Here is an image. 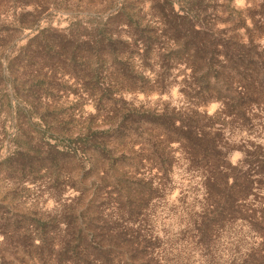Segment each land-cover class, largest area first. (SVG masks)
I'll use <instances>...</instances> for the list:
<instances>
[{"label":"trees","instance_id":"16d2710c","mask_svg":"<svg viewBox=\"0 0 264 264\" xmlns=\"http://www.w3.org/2000/svg\"><path fill=\"white\" fill-rule=\"evenodd\" d=\"M244 1L0 0V264H264V142L234 136L264 131ZM91 2L110 12L40 27ZM174 84L180 109L125 100Z\"/></svg>","mask_w":264,"mask_h":264},{"label":"rangeland","instance_id":"374dc122","mask_svg":"<svg viewBox=\"0 0 264 264\" xmlns=\"http://www.w3.org/2000/svg\"><path fill=\"white\" fill-rule=\"evenodd\" d=\"M85 2H87V1H85ZM87 4H91L93 6V9L98 11V12L107 11V10L103 9L102 5H100L98 2H91V3H87ZM234 4H236V6L239 9H242L244 7L245 1L244 0H234ZM84 6H85V3H81L80 8H78L72 12L67 11V10L55 9L51 13H49L48 16H46L45 20L40 22V27L44 28V27H47L48 25H51L54 28L64 29L69 25L70 20H72L74 18L81 19L84 17V16L78 14V12L82 8H84ZM32 31L33 30L23 33L20 38L25 39L26 35ZM260 44L262 46H264V37L260 41ZM169 89H170L169 93L166 94L165 96H163L162 98H159L153 94L146 96V97H139V98L135 97L134 95L125 94V100L128 103L131 101H134L135 102L134 106L136 108L141 106L140 108L148 109L150 111H157V109H159L161 107H167L170 110L180 109L183 105V100L179 96H177V94H176L177 85L174 84L172 86H169ZM217 108H218L217 104H212L209 107H207L206 110L210 114H212L217 110ZM234 136L236 138V142H238L240 140L244 141V139L251 140V141H254L256 143L257 142L258 143L264 142V139H263L264 131L262 130L261 127H255L253 129V131L251 130V132L249 131L247 133L244 132V133L239 134V132H235ZM7 148H8V141H7V139H5L3 141L2 152L3 153L6 152ZM234 156H239V154H234ZM181 171H182L181 169L176 168L173 171V173L171 174V185H172V188H174V189L172 192L173 195L169 199V205H172L171 206L172 208H173V202L175 201L176 196L182 190H187V188L190 187V184H187L185 182L182 183V180H181L182 172ZM191 192H192V196H191L192 198L197 195V193L195 191L191 190ZM33 199H34L33 196H29L25 200L26 204L29 205L33 201ZM38 202L41 204L42 200H38ZM174 204L176 206V202ZM169 205H167V206H168V209H170L169 214H171L170 212L172 210H171V207ZM45 206L51 207L52 203H48ZM158 213L161 214L160 219H164L167 215L166 213H164V214H163V212L161 213V208L158 209ZM176 224H177L176 217H172L171 226H170L169 230L172 232H175L176 231ZM158 225H161L160 220H159Z\"/></svg>","mask_w":264,"mask_h":264},{"label":"water","instance_id":"95a60500","mask_svg":"<svg viewBox=\"0 0 264 264\" xmlns=\"http://www.w3.org/2000/svg\"><path fill=\"white\" fill-rule=\"evenodd\" d=\"M110 11H103V12H98L96 10L93 9V6L91 4H86L84 6V8H82L78 14L82 15V16H87V15H91V16H94V17H104L106 16ZM16 41L13 42V44L15 43ZM12 44V45H13ZM11 45V46H12ZM128 105H135V102L134 101H131L128 103ZM141 106H139L138 108H140Z\"/></svg>","mask_w":264,"mask_h":264}]
</instances>
